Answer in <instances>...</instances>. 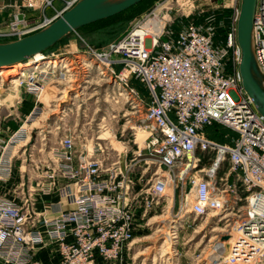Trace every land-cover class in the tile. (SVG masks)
Masks as SVG:
<instances>
[{
  "label": "built area",
  "instance_id": "1",
  "mask_svg": "<svg viewBox=\"0 0 264 264\" xmlns=\"http://www.w3.org/2000/svg\"><path fill=\"white\" fill-rule=\"evenodd\" d=\"M30 1L35 2L33 10L41 9L34 25L19 29L22 21L17 15L12 30L0 31V37L33 33L77 0ZM239 6L224 37L218 36V27L209 16L198 22L182 16L166 18L151 10L120 38L85 51L101 74L130 95L135 107L141 105L139 101L144 105L149 123L146 137L138 150L130 152L129 145L122 144L118 154L128 157L131 153L133 161L142 149L149 150L152 161L164 171L153 180L155 194L173 196L176 183L182 182V206L187 213L207 217L228 209L225 216L233 218L228 225L233 237L227 254L231 264L251 263L264 251V116L242 84ZM156 16L162 24L155 32L147 23ZM254 40L264 70V0L257 1ZM58 71L50 68L26 79L36 105L23 125L1 140L0 186L12 180L17 146L26 149L29 141L30 132L24 125L33 122L44 82ZM69 74L64 70L62 77ZM132 78L145 88V99L131 87ZM215 125L229 130L223 133L225 141L210 137L207 128ZM83 150L76 159L73 138L65 136L51 151L57 176L46 172L45 180L51 185H44L40 192L56 194L71 205L53 218L47 216L46 205L40 213L35 210V198L22 201L0 191V258L4 264H40L36 252L48 242L57 250L50 264H98L119 259L131 249L132 163L120 158L105 168L101 142ZM201 154L207 157L202 168ZM225 164L228 170L221 173Z\"/></svg>",
  "mask_w": 264,
  "mask_h": 264
},
{
  "label": "rangeland",
  "instance_id": "2",
  "mask_svg": "<svg viewBox=\"0 0 264 264\" xmlns=\"http://www.w3.org/2000/svg\"><path fill=\"white\" fill-rule=\"evenodd\" d=\"M0 2H3L0 4V31L12 30L17 15L22 21L19 29H27L39 19L41 9L33 10L31 7L35 2ZM239 3L240 0H147L115 17L74 31L44 52L46 57H68L67 64L70 65L69 71L73 76L63 78L64 70L60 69L64 68L59 67L58 73L44 82L45 90L38 100L39 109L33 119L35 124L27 122L24 125L30 132L27 148L17 146L13 178L0 191L17 200L30 201L35 198V210L40 213L43 208L39 207H44L47 201L40 189L49 183L51 185L44 176L46 172L57 173L51 151L60 146L65 136H70L75 144L77 159L84 151V146L91 149L94 143L101 142L105 148L104 155L101 156L105 168L120 158L122 161L126 158L128 163H132L133 181L129 190L128 208L131 212L134 240L131 249L126 250L121 258L106 262L101 260L98 264H231L227 260V242L218 245L228 240L223 239L225 235L233 239L228 226L233 218L230 217L232 219L229 220L227 217L230 215L225 216L228 209L207 217L187 213L182 206V182L176 183L173 196L155 194L152 189L153 180L164 171L158 169V165L152 161L151 152L142 149L133 161L131 159L135 155L131 153L128 157L118 154V150H122V144H128L130 152L138 150V144L146 135L142 133L146 129L143 126L147 123L143 102L139 101L141 105L135 107V102L131 101L127 92L124 94L114 80L99 72L97 64L83 56L89 46L105 47L120 38L133 22L151 10L166 18L182 16L198 22L209 16L218 27V36L224 37ZM221 21L223 26H220ZM17 38V35L3 36L0 37V42ZM44 69L45 66L40 68V72L49 71ZM40 72L34 74L33 70L31 77ZM26 79H20L17 72L0 78V143L23 125L25 117L36 105L37 98L30 92L29 80ZM131 87L139 93L141 99H145L146 91L139 80L132 78ZM138 130L142 135L138 134ZM207 130L210 137L221 141H225L223 133L229 131L218 125ZM201 155L200 168L207 163V157ZM226 170L227 164L221 173ZM54 209L56 208L47 210L48 217L53 218L62 211L55 210L50 215L48 212ZM44 248L48 256L53 257L55 251L57 257L55 244L48 242L41 249ZM41 249L37 250L36 259L42 254L39 253ZM0 264H4L1 258ZM245 264H264V251L254 261Z\"/></svg>",
  "mask_w": 264,
  "mask_h": 264
},
{
  "label": "water",
  "instance_id": "3",
  "mask_svg": "<svg viewBox=\"0 0 264 264\" xmlns=\"http://www.w3.org/2000/svg\"><path fill=\"white\" fill-rule=\"evenodd\" d=\"M144 0H77L73 6L45 27L17 38L0 42V69L23 64L43 53L74 31L94 22L115 16ZM258 0H240L237 40L241 49L239 65L242 84L264 116V70L255 48L254 20ZM229 239L228 235L223 236Z\"/></svg>",
  "mask_w": 264,
  "mask_h": 264
},
{
  "label": "bare ground",
  "instance_id": "4",
  "mask_svg": "<svg viewBox=\"0 0 264 264\" xmlns=\"http://www.w3.org/2000/svg\"><path fill=\"white\" fill-rule=\"evenodd\" d=\"M162 22L160 20L159 17H155L153 19H151L150 21H148L147 25L151 28L152 31H158L160 26H161ZM83 57L88 58V60H91L92 62V58L89 54H85ZM32 60H36L35 62H31L28 63ZM69 62V58L68 57H56V56H51V57H46L45 54L43 53H38L36 54L32 59H30L29 61H27L26 63H23L24 65H22L20 67H15V68H9V69H0V78H5L7 77L9 74L13 73V72H17L18 76L20 77V79H26V78H30L32 75V71L35 70L34 74H37L38 72H40V68H42L43 66H45L44 70H49L50 68H59V67H63L64 70H71L68 66L67 63ZM68 67V68H66ZM71 75V74H69ZM32 124H35V122H33ZM149 126V123L146 124V126H143L145 128H147ZM144 129V128H143ZM147 129H144L142 133H146L144 131H146ZM138 134H141V131L138 130ZM142 135V134H141ZM139 137V135H138ZM146 137V135H144L143 139H141V143L143 142L144 138ZM232 239H228L227 241H225L224 243H226V248L229 249V243L231 242ZM223 243V244H224ZM230 250V249H229ZM229 253V251H228Z\"/></svg>",
  "mask_w": 264,
  "mask_h": 264
},
{
  "label": "crops",
  "instance_id": "5",
  "mask_svg": "<svg viewBox=\"0 0 264 264\" xmlns=\"http://www.w3.org/2000/svg\"><path fill=\"white\" fill-rule=\"evenodd\" d=\"M1 3H3V2H0V4ZM1 187L2 186H0V188ZM45 197L47 198V201H46V203L44 205H46L47 210L50 209V208H56V209L51 210L50 212H48L50 215L55 213L56 212L55 210L58 211L60 209H69V208H71L70 204H66L65 202H62V200L56 194H47V195H45ZM41 208H43V207H39V209H41ZM45 250H46L45 248L39 250V253H42L39 256L40 258L37 257V259L40 261V264H50L56 258V252L55 251H53V257H51V256L47 255ZM49 257H51V258H49Z\"/></svg>",
  "mask_w": 264,
  "mask_h": 264
},
{
  "label": "trees",
  "instance_id": "6",
  "mask_svg": "<svg viewBox=\"0 0 264 264\" xmlns=\"http://www.w3.org/2000/svg\"><path fill=\"white\" fill-rule=\"evenodd\" d=\"M147 0H144V1H142V2H140V3H138V4H136V5H134V6H132V7H135V6H137V5H140V4H142V3H144V2H146ZM131 7V8H132ZM131 8H129V9H131ZM129 9H127V10H129ZM127 10H125V11H127ZM125 11H123V12H125ZM123 12H121V13H123ZM121 13H119V14H121ZM119 14H117V15H119ZM117 15H115V16H117ZM115 16H112V17H115ZM112 17H110V18H112ZM107 19H109V18H107ZM103 20H106V19H103ZM103 20H100V21H103ZM97 22H99V21H97ZM94 23H96V22H94ZM93 24V23H92ZM90 25V24H89ZM87 26V25H86ZM85 27V26H84Z\"/></svg>",
  "mask_w": 264,
  "mask_h": 264
}]
</instances>
